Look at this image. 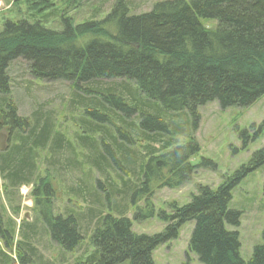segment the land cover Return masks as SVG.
Instances as JSON below:
<instances>
[{
  "label": "trees",
  "instance_id": "16d2710c",
  "mask_svg": "<svg viewBox=\"0 0 264 264\" xmlns=\"http://www.w3.org/2000/svg\"><path fill=\"white\" fill-rule=\"evenodd\" d=\"M12 1H24L31 15L6 19L0 28V94L12 93L8 67L19 58L33 78L70 81L78 91L89 92L90 86L97 90L88 98L73 93L72 113L80 115V126L66 139L59 137L55 118L47 113L33 109L29 117L19 115V96L6 108L0 105V123L8 129L0 139H13L0 151L1 183L12 189L44 171L35 175L32 197L37 207L42 197L38 212L50 240L73 251L82 239L81 215L72 209L52 215L48 198L52 177L77 171L84 179L77 178L69 190L88 204L94 251L74 264H154L152 251L176 238L187 221L194 223L188 250L201 264H264V228L261 243L243 260L237 232L225 227L239 224L240 212L229 208L231 190L264 164V146L217 188L198 186L187 203L173 202L171 213L159 210L166 224L161 232L138 234L124 215L129 197L136 206L133 221L151 217L154 191L190 182L200 165L189 161L197 142L177 144L170 135L174 117L182 119L188 112L196 120L197 108L206 103L246 107L264 95V0H157L139 13L128 0H100L97 7L92 0H61L62 27L58 22V27L52 25L57 15L54 0ZM72 4L77 11L90 9L81 22L65 15ZM106 6L108 13L100 19ZM45 11L49 12L44 18L34 19ZM203 20L216 24L210 29ZM103 80L119 81L103 86ZM209 164L207 159L201 163ZM110 200H121L125 206L109 209ZM9 221L7 229L0 208V241L5 248H0V264H35V255L23 249L24 239L14 246L16 259L8 254L14 232Z\"/></svg>",
  "mask_w": 264,
  "mask_h": 264
},
{
  "label": "rangeland",
  "instance_id": "374dc122",
  "mask_svg": "<svg viewBox=\"0 0 264 264\" xmlns=\"http://www.w3.org/2000/svg\"><path fill=\"white\" fill-rule=\"evenodd\" d=\"M54 1L57 5V15L54 17L55 20L52 25L54 23L53 26L58 27L56 24L58 22L62 27L61 14L63 12L59 13V10L65 6L61 4V0ZM98 1L101 2L100 0L91 1L94 7L99 5ZM128 1L134 13H139L150 10L157 0ZM12 3V0H0V28L6 19L18 20L31 15V11H29L28 5L24 1H19L14 5ZM74 5L68 7L65 15L74 18V23H78L81 22V18L89 14L90 9L80 8L77 11ZM107 7L106 10L104 9V13L99 15L100 19L108 13L109 8ZM102 8H105L104 3ZM48 12L45 11L34 19H42ZM203 21L204 26L210 29L216 24L213 20ZM46 26L50 27L49 24H46ZM8 75L12 93L10 92L8 95L0 94V105L3 108L11 104L10 100L15 103L14 97L16 95L21 99L19 100V108H17L19 115L29 117L33 109L47 113L52 119L55 118L58 134L62 139L70 138L73 132H79L80 115L75 116L76 113H72L74 111L72 107L73 93L88 98L95 95L91 92H97L94 87H87L89 93L82 89L78 91L70 81H45L33 78L28 71L27 63L21 58L16 59L9 65ZM118 81L103 80L102 82L104 86L112 85ZM83 113L85 118H89L84 110ZM196 114V120L188 112L182 119L174 117V120L170 121L169 127L173 130L170 135L175 138L177 144L189 142L190 139L197 142L198 150L190 157L189 161L192 165H200L194 170L190 182L178 188L163 187L154 191L151 199L154 202L155 212L149 218L137 222L133 221L136 206L130 203L128 197L129 207L124 215L132 220L131 228L134 232L151 235L163 231L166 224L159 219L157 215L159 210H165L168 214L171 213L172 203L175 202L177 205L187 203L190 195L197 193L198 186L217 188L226 177L231 176L241 165L247 164L255 151L264 146V95L246 107L220 108L216 101H212L199 106ZM166 124H168V121ZM0 126L3 127L4 124ZM7 131L6 127L0 128V137L2 132ZM179 131L183 134H180ZM9 139L4 138L2 141L0 139V151L11 146L13 139L12 137H9ZM204 159L210 160L211 164L201 165ZM62 162H65L64 159ZM43 166L45 165L42 160L39 167L42 168ZM37 173L44 174V171L39 170L33 173L29 177V184L22 182L12 189L6 186L3 187L6 184L5 182L1 183L0 180V208L5 227L7 229L11 227L9 219L13 221V244L11 249H6L8 254L11 258L16 259L14 246L20 242L19 240L24 239L27 243H23V249L35 255L31 259L34 260L35 264H38V261L48 264H74L78 261H84L94 251L91 245L93 225L87 221L88 204L83 202L80 196L69 190L71 186L75 187L76 179H84V175L77 171L68 172L64 173L61 178L58 176L56 178L52 177L49 181L52 190L51 196L48 197L51 214L65 215L66 211L72 209L76 214L81 215L78 218L80 219L82 239L73 251H67L50 240L45 221L42 214L38 212L42 205V197L38 207L33 201L32 189ZM20 186H25V188L19 190ZM139 204L142 203L139 202ZM117 206L118 208L125 206V202L118 200L113 203L110 200L109 209ZM229 208L240 212L239 224L237 226L225 224V227L230 231L237 232L239 255L243 260H248L254 246L262 241V230L264 228V164L250 171L233 187ZM111 212L114 211L111 210ZM193 225V221L183 223L176 238L157 246L152 251L154 264H201L195 253L188 250V241ZM0 248L5 249L1 241ZM118 264H128V262L124 261Z\"/></svg>",
  "mask_w": 264,
  "mask_h": 264
},
{
  "label": "bare ground",
  "instance_id": "6f19581e",
  "mask_svg": "<svg viewBox=\"0 0 264 264\" xmlns=\"http://www.w3.org/2000/svg\"><path fill=\"white\" fill-rule=\"evenodd\" d=\"M5 112V111H4ZM17 113V112H16ZM4 114V113H3ZM3 116V115H2ZM1 124V123H0Z\"/></svg>",
  "mask_w": 264,
  "mask_h": 264
}]
</instances>
